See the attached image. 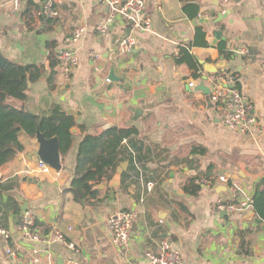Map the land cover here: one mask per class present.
Returning a JSON list of instances; mask_svg holds the SVG:
<instances>
[{
    "label": "crops",
    "instance_id": "obj_1",
    "mask_svg": "<svg viewBox=\"0 0 264 264\" xmlns=\"http://www.w3.org/2000/svg\"><path fill=\"white\" fill-rule=\"evenodd\" d=\"M27 1L18 12L14 0H0V53L19 65H43L45 73L29 82L27 101L10 104L38 117L51 104L53 110L59 105L74 118L76 130L72 148L61 154V171L38 169L41 145L25 133L19 135L24 149L0 167V186L9 187L0 191L1 200H16L20 209V215L4 214L0 205V227L11 236L0 235V264H34V244L19 231L21 199L44 237L60 231L77 247L42 243L46 252L38 264H149L146 253L157 252L164 238L180 251L182 264H264V222H256L253 209L232 216L217 209L219 202L229 203L235 190L239 199L253 197L264 178V0H161L160 8L156 0H147L151 31H131L130 23L118 17L104 36L96 28L107 21L110 9L97 0H59L56 31L42 33L45 26L37 13L45 0H33L39 5L33 30L22 16ZM79 26L86 32L73 41ZM198 28L206 32L209 46L195 44ZM130 34L136 45L124 57L120 40ZM48 42L57 44L58 53L69 49L78 55L69 77L60 63L51 69ZM220 46L231 56L223 55ZM185 47L201 79L190 64L177 62ZM112 70L116 80L107 83ZM223 73L238 76V87L254 105L258 122L249 134L229 131L225 110L206 92ZM202 85L206 91L199 89ZM112 127L139 131L141 162L154 188L148 192L143 178L123 187L117 173L100 186L98 202L81 205L68 192L80 143ZM221 175L230 184H222ZM191 184L199 187L196 194L186 190ZM122 210L138 214L125 253L113 243L108 223Z\"/></svg>",
    "mask_w": 264,
    "mask_h": 264
},
{
    "label": "trees",
    "instance_id": "obj_2",
    "mask_svg": "<svg viewBox=\"0 0 264 264\" xmlns=\"http://www.w3.org/2000/svg\"><path fill=\"white\" fill-rule=\"evenodd\" d=\"M38 10L39 5L35 1H27L26 10L22 16L32 30L37 26L36 12ZM43 24L45 29L40 30L39 33L53 32L56 31L59 20L43 19ZM206 36V32L202 28H198L195 44L209 46V43L205 40ZM47 48L51 52L49 53V60L51 69L54 70L59 65V53L56 51L57 44L48 42ZM220 50L226 57L231 56L223 46H220ZM177 62L179 64H190L195 69V78H202V75L198 74L197 62L190 53L189 48L180 49ZM44 73L45 67L43 65H19L0 53V167L10 162L24 149L19 141L21 133H25L31 138H35L37 135L40 118L11 105L10 100L27 101L28 83L37 82L43 77ZM54 81L55 71L49 78L51 89L55 88ZM236 87L240 89L237 84ZM74 126V118L65 112L61 106L56 105L52 117L43 119L40 128L46 139L58 137L61 154L66 155L73 145L74 137L71 130ZM138 136L139 131L135 127H112L97 136L86 135L83 138L79 146L74 178L68 189L75 202L81 205L90 204L92 200L98 202V197L102 192L100 186L109 183L117 174L118 167L124 162H129V166L121 175L123 187L127 182L129 184L141 183V178H143V184L149 182L140 158L141 148L136 141ZM194 184L186 188L191 194H196L199 188ZM8 189L9 187L6 184L0 186V191L5 192ZM1 197L2 194L0 193V205L5 207L4 214L8 210H12L20 215L19 204L16 200L9 199L5 204ZM252 198L253 211L264 222V178L255 185ZM139 199L140 197H136V201ZM22 219L23 217L19 218L18 222L21 223ZM246 255H249V253H246Z\"/></svg>",
    "mask_w": 264,
    "mask_h": 264
},
{
    "label": "built area",
    "instance_id": "obj_3",
    "mask_svg": "<svg viewBox=\"0 0 264 264\" xmlns=\"http://www.w3.org/2000/svg\"><path fill=\"white\" fill-rule=\"evenodd\" d=\"M27 0H14L13 8L20 12ZM99 3L107 6L110 9V14L106 22L97 26L96 31L99 35H106L110 31L111 25L118 17L127 20L131 25V31L135 32H149L153 27V21L148 13L147 0H97ZM158 8L161 7V0L155 1ZM59 0H45L38 16L43 19H57L59 17ZM86 32L85 26H79L73 37V41H78ZM136 40L130 35H125L120 40L119 51L124 57L129 56L135 48ZM244 53V51H243ZM59 63L63 68L66 77H69L73 70L79 64L78 55L71 50H63L59 53ZM237 75L234 73H223L217 75L213 80V88H211L210 99L211 102L225 110L224 124L225 127L237 134H249L252 128L257 124L258 119L255 114L254 105L243 95L240 89L236 87ZM107 83H111V79L107 78ZM194 84L191 83V86ZM38 169L44 173H50L54 169L43 162H39ZM219 181L222 184H230V179L226 175H221ZM206 183V181H198L196 184ZM147 191H152L153 183L146 185ZM235 190V189H234ZM253 198L245 197L238 198V192L235 190L232 193L229 203L219 202L217 209L228 215H235L237 213L247 212L253 208ZM138 214L135 211L122 210L114 213L109 218V227L113 236V243L124 253L129 250L131 241V231L133 225L137 220ZM73 228H69L72 231ZM21 237L24 240L30 241L34 244L32 249L33 258L32 263L38 264L40 257L46 252L40 245L42 243H53L60 241L65 243L71 250L76 251L75 244L67 241L65 234L60 231H55L53 236L49 239L44 237L42 233L36 228L35 217L27 212L23 216L21 225L19 227ZM0 235L5 239H10V233L0 227ZM7 253L15 256V253L8 248ZM149 264H182V257L179 250H177L169 238L162 239L157 252H148L145 255Z\"/></svg>",
    "mask_w": 264,
    "mask_h": 264
},
{
    "label": "water",
    "instance_id": "obj_4",
    "mask_svg": "<svg viewBox=\"0 0 264 264\" xmlns=\"http://www.w3.org/2000/svg\"><path fill=\"white\" fill-rule=\"evenodd\" d=\"M236 1H240V0H236ZM212 5H216V4H212ZM220 35H222V33H220V32L217 33L218 37ZM110 79L112 82L116 80L114 77V71L113 70L111 71ZM28 85H29V83H28ZM199 89L201 91H206V87L204 85L200 86ZM206 92L209 95L211 94L210 89H207ZM52 115H53L52 104L50 105L49 109L46 110V112L40 113V115H39L40 122L38 125L36 137H37V140L39 141L41 146H40V150L37 153V156H38L39 162H43V163L47 164L48 166H50L51 168H53L56 171H61L62 164H61V150H60L59 139H58V137H54L52 139H46L45 136L43 135V133L41 132V128H40L42 120L50 118V117H52ZM75 130H76V128L73 127L71 132L74 133ZM127 166H128V163L126 162V163L122 164L117 169V173L120 177L123 174V172L126 170ZM113 181L117 182L118 179L114 178ZM20 206H21L23 215H26L27 210H28V204L21 199ZM251 212H252V214L254 213V211H251ZM256 222L258 224L263 223V221L259 218H256Z\"/></svg>",
    "mask_w": 264,
    "mask_h": 264
},
{
    "label": "rangeland",
    "instance_id": "obj_5",
    "mask_svg": "<svg viewBox=\"0 0 264 264\" xmlns=\"http://www.w3.org/2000/svg\"><path fill=\"white\" fill-rule=\"evenodd\" d=\"M11 101V100H10Z\"/></svg>",
    "mask_w": 264,
    "mask_h": 264
}]
</instances>
